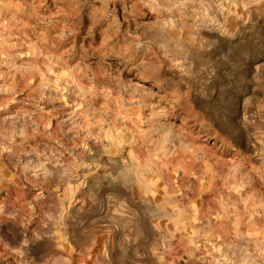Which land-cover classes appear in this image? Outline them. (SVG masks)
Here are the masks:
<instances>
[{"label": "rangeland", "instance_id": "1", "mask_svg": "<svg viewBox=\"0 0 264 264\" xmlns=\"http://www.w3.org/2000/svg\"><path fill=\"white\" fill-rule=\"evenodd\" d=\"M0 264H264V0H0Z\"/></svg>", "mask_w": 264, "mask_h": 264}]
</instances>
